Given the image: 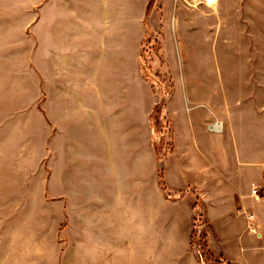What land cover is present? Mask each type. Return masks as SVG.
I'll list each match as a JSON object with an SVG mask.
<instances>
[{"label":"rangeland","instance_id":"1","mask_svg":"<svg viewBox=\"0 0 264 264\" xmlns=\"http://www.w3.org/2000/svg\"><path fill=\"white\" fill-rule=\"evenodd\" d=\"M83 15L130 44L122 216L45 107ZM0 264H264V0H0Z\"/></svg>","mask_w":264,"mask_h":264},{"label":"crops","instance_id":"2","mask_svg":"<svg viewBox=\"0 0 264 264\" xmlns=\"http://www.w3.org/2000/svg\"><path fill=\"white\" fill-rule=\"evenodd\" d=\"M83 16H79V23L71 24L79 31L74 34L75 46L71 47L73 52L69 55V62L76 68L61 72L59 76L67 79H60L54 100H46L45 107L53 122L60 126L65 173L87 178L95 173L100 175L101 182H108L109 188L115 191L119 188L122 197L114 206L122 216L126 209L117 208L134 203L133 198L124 199L133 148L136 164L145 152L142 144L133 142L131 136V113L135 104L132 103L130 75L126 71L130 44L126 36L122 37L126 28L122 29L117 22L102 20L95 24ZM65 36L68 37L67 33ZM110 51L112 56L108 59L106 54ZM116 62L125 63L123 71ZM250 168L255 173L254 168ZM116 182L121 186L117 187Z\"/></svg>","mask_w":264,"mask_h":264},{"label":"bare ground","instance_id":"3","mask_svg":"<svg viewBox=\"0 0 264 264\" xmlns=\"http://www.w3.org/2000/svg\"><path fill=\"white\" fill-rule=\"evenodd\" d=\"M213 2H214V0H208V3H213ZM218 123L220 124V127L219 128H217ZM222 126H223L222 123L219 122L218 120H216L215 122H213L212 124H210L208 127H209V129H211L213 131L221 132L223 130V127Z\"/></svg>","mask_w":264,"mask_h":264},{"label":"built area","instance_id":"4","mask_svg":"<svg viewBox=\"0 0 264 264\" xmlns=\"http://www.w3.org/2000/svg\"><path fill=\"white\" fill-rule=\"evenodd\" d=\"M252 193H255V187H254V185H253ZM248 220L249 221H253L254 220V214H252V213L251 214H248ZM251 231L253 233H255V226L252 227Z\"/></svg>","mask_w":264,"mask_h":264}]
</instances>
